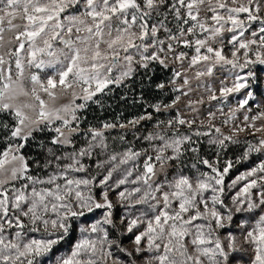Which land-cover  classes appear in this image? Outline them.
<instances>
[{
	"label": "snow or ice",
	"instance_id": "obj_1",
	"mask_svg": "<svg viewBox=\"0 0 264 264\" xmlns=\"http://www.w3.org/2000/svg\"><path fill=\"white\" fill-rule=\"evenodd\" d=\"M257 65L264 0H0V264H239L237 236L220 234L233 224L248 264H264V135L235 159L221 156L240 133H264ZM156 69L170 71L175 95L147 108L175 115L145 108L126 122L87 123L101 96ZM193 79L217 101L227 134L211 123L215 112L197 124L177 107ZM155 86L167 95L165 82ZM204 137L213 160L198 155ZM188 154L196 162L185 170ZM252 154L259 162L226 182Z\"/></svg>",
	"mask_w": 264,
	"mask_h": 264
},
{
	"label": "rangeland",
	"instance_id": "obj_2",
	"mask_svg": "<svg viewBox=\"0 0 264 264\" xmlns=\"http://www.w3.org/2000/svg\"><path fill=\"white\" fill-rule=\"evenodd\" d=\"M253 27H255V25H253ZM253 70L256 72L258 77H264V66L257 65V66H255V68ZM220 71L223 72L225 70L221 69ZM189 75L191 76L192 72H189ZM205 82L210 84L212 87H215V88L219 87L218 82H217L215 77H208V78H206ZM200 83H201L200 81H196L194 79L192 80L191 86L193 88V91L189 94V96L181 97V101L177 105V107L180 109L181 113L184 116H186L189 119H195L197 124H199L201 121H203L204 124H208L210 121H209V118L207 116V112L209 110L215 112L216 115L211 120V123H215L217 126H220L222 128V131H224L225 134H227L231 125H222L221 122L225 119V116L223 114H221L220 111L217 110V107H216L217 101H209L208 97H209L210 93L203 86L197 87V84H200ZM166 85H167L166 90L171 88L170 84H166ZM251 90L254 92V94L257 95V99L259 100L261 98L262 94H264V84H259V82H252V89ZM218 94L219 93L217 92V95ZM174 95H175V93H174ZM242 95H243V92H241L240 94H234L233 96L229 97L228 104H227V106L224 107V113H228L230 107H235L236 102L241 98ZM200 100H202L203 103L193 104V107H195L199 110L198 112H193L190 108L187 107V105L189 104L190 101H200ZM65 102H67V99H62L61 101H59V103H65ZM148 104H150V103H148ZM172 111H174V110H172ZM172 111L166 112V114L164 116H159V115H153V116H154V118L158 117L159 119L170 118L171 116L175 115L172 113ZM146 123L147 124H143V126L141 127V131H144L145 129H150L152 126V123H154V121H150V122H146ZM262 123H264V122L257 121L256 122L257 127H260ZM183 130L184 129H181V131H183ZM262 135H264V133L257 132L255 134V136L250 135L248 132L240 133L239 139L241 140V144L230 146L229 149L227 150V152L221 153L222 158L235 159V157L239 156L240 153L242 151H244L243 142L245 140H251V141L255 142V140L258 139ZM129 137L131 138V135H129ZM207 139H208L207 137L202 138V140L199 144V154L198 155L201 158H204L206 156V157H208L209 160H213L215 158L217 148H216V146L209 145L207 143ZM203 144H206L204 146L205 150L201 151ZM114 147H116L117 150H119L118 147H120V145H114ZM194 162H196V158L192 154H188L184 158L182 167H184L185 170H187L188 166ZM254 162H259V154H252V156L250 157L249 160H247L246 162H244L242 164H237L235 166V168L230 170L229 176L226 177V182L230 181L232 178H235L240 173H243L244 171H246L249 168V166H251ZM201 167H203V166H201ZM113 199L115 202L114 196H113ZM122 214H123V211H122L120 205L117 204V207L115 210L117 223H119V219H120ZM97 217H99V213L95 214V216L90 217V219L94 220ZM236 219L239 220L240 217L237 216ZM229 231L233 232V234H235L237 236V240H238L237 247L240 248V251H237V252H234L231 254L232 257L234 258V260L238 261L239 264H248L249 260L252 258L251 248L248 245L244 244L241 231L235 227V224H233L231 229L220 230L222 240L225 238L226 234ZM74 238L75 237H70V239H74ZM122 242H123V245L125 247H127L129 249L132 248V241L129 237H127V236L122 237ZM70 246L71 245L66 244V245H64V248L67 249Z\"/></svg>",
	"mask_w": 264,
	"mask_h": 264
},
{
	"label": "trees",
	"instance_id": "obj_3",
	"mask_svg": "<svg viewBox=\"0 0 264 264\" xmlns=\"http://www.w3.org/2000/svg\"><path fill=\"white\" fill-rule=\"evenodd\" d=\"M150 75L152 76L151 80L148 79ZM170 75V71L160 69H156L154 74H145L143 71L139 72V74L129 82L130 87L116 88L113 93L100 97L101 105H90L89 110L85 113L88 117L87 123L98 126L101 121H112L116 118H120L126 122L127 120L143 114L148 103H156L160 100H163L165 103L170 102L174 93L167 89L165 90L167 91V95H165L164 92H161L155 86L157 82H165L167 84ZM141 96H143V100L140 99ZM123 97H127V99H123ZM147 110L152 112L153 115L164 116L166 114H157L153 112L151 108H147ZM172 113L175 114V111H172ZM43 138L44 136L41 134L40 139ZM205 145L206 144H203L201 151L205 150ZM31 151L33 155L38 151L35 147V143ZM204 158L208 157L205 156Z\"/></svg>",
	"mask_w": 264,
	"mask_h": 264
}]
</instances>
